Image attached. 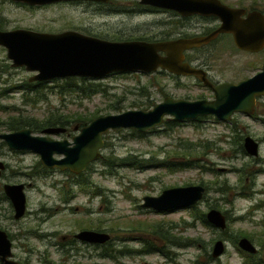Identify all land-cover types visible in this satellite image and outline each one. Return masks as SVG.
Instances as JSON below:
<instances>
[{
    "label": "rangeland",
    "instance_id": "rangeland-1",
    "mask_svg": "<svg viewBox=\"0 0 264 264\" xmlns=\"http://www.w3.org/2000/svg\"><path fill=\"white\" fill-rule=\"evenodd\" d=\"M122 1L125 7L136 2ZM243 1L251 2L239 0ZM258 5L264 10L262 0ZM107 9L91 2L31 7L0 0V26L52 33L72 29L109 40L159 38L169 31L166 13L107 14ZM190 55L206 59L214 80L235 83L261 71L264 63V50L240 51L227 39L208 51ZM33 74L12 67L6 49L0 45V89L10 87L0 98V103L7 106V112H0V120L15 115L11 112L14 109L24 117L42 119L50 113L101 116L129 109L148 110L166 96L213 99V92L195 77L176 78L157 70L113 73L86 81L78 77L77 84L85 91L68 90L76 84L64 86L66 78L47 81L38 96H32L36 100H26L21 86ZM91 88L98 91L91 92ZM115 105L120 109L115 110ZM258 105L254 116L236 113L230 121L213 115L184 121L167 118L145 133L131 128L109 130L103 136L102 158L73 184L63 183L67 175L60 170L40 173L39 155L34 152L8 155L6 160L11 164L19 162L28 168L31 176L27 181L33 183L26 192L27 215L19 222L4 218L0 222L12 232L23 233L14 240L13 252L27 257L21 245H29L33 248L29 255L33 264L45 260L54 264L264 263V96ZM76 125L79 123L72 120L66 125V133L52 137L72 141L79 133L74 130ZM0 132L8 131L0 128ZM247 134L260 142L259 157L237 148L236 138ZM197 184L206 192L196 205L167 211L143 206L146 195L157 196L169 187ZM223 184L230 189L222 191ZM63 186H70L75 195L69 206L61 200ZM211 208L227 216L225 230L200 219ZM1 213L6 215V211ZM89 227L110 232L112 240L104 251L112 257L102 256L101 250L66 255L57 250L61 246L52 245L64 241L63 236L68 235L70 240L72 234ZM240 236L252 238L258 253L251 257L241 250L234 241ZM218 239L224 240L225 251L213 258V245Z\"/></svg>",
    "mask_w": 264,
    "mask_h": 264
},
{
    "label": "water",
    "instance_id": "water-1",
    "mask_svg": "<svg viewBox=\"0 0 264 264\" xmlns=\"http://www.w3.org/2000/svg\"><path fill=\"white\" fill-rule=\"evenodd\" d=\"M29 5H45L73 0H14ZM104 1L109 0H90ZM141 3L163 8H172L182 14L200 13L217 15L221 25L211 33L188 39L149 42L145 40L114 41L83 34L75 30L63 32H39L28 29L0 30V45L6 48V57L12 66H24L34 74L29 81H51L69 77L99 79L109 74L122 72L151 73L158 69L177 74L196 75L214 92L213 99L188 100L167 96L151 109H129L120 113L101 115L90 123L74 129L79 131L72 141L53 138L63 134L65 126H49L34 134L29 128L0 132L9 149L31 151L39 155L45 167L69 169L74 173L83 172L86 167L101 158L104 147V133L109 130L131 128L145 133L157 128L165 119L177 121L196 120L213 115L221 121H230L234 114L253 115L257 99L264 95V63L261 71L247 79L223 82L214 85L203 69L183 62L184 51L200 47L216 39L221 33L233 34L238 49L259 52L264 48V14L252 11L243 16L244 9L231 8L220 0H141ZM161 52H165L162 55ZM245 150L257 156L259 144L252 136L244 139ZM54 155H62L54 158ZM3 168L0 162V169ZM23 186H4L15 209V218L23 215L25 197ZM206 188L201 185L175 186L164 189L161 194L144 196V207L157 211L191 207L201 201ZM207 221L214 227L225 230L227 216L217 208L206 213ZM78 237L92 242H106L111 236L96 231H82ZM239 247L250 253L258 248L247 237H241ZM11 243L5 231L0 230V261L3 264H20L13 260ZM225 251V242L218 239L213 247L214 258Z\"/></svg>",
    "mask_w": 264,
    "mask_h": 264
},
{
    "label": "flooded vegetation",
    "instance_id": "flooded-vegetation-1",
    "mask_svg": "<svg viewBox=\"0 0 264 264\" xmlns=\"http://www.w3.org/2000/svg\"><path fill=\"white\" fill-rule=\"evenodd\" d=\"M9 1L14 2L15 4L24 5V6H31V7L49 5V4H45V5H29V4H26L24 2H19V1H14V0H9ZM220 1L223 4H225V5H227V6L231 7V8L244 9L245 10V13L243 15L244 17L247 14H249L250 12H252V11H259V12L264 14V10L258 5L260 0H256L255 3H257V5L254 4V0H251V2H245V1L239 2V0H220ZM76 2H91V3L97 4L98 6H101V7H104V8H108L107 9L108 10L107 14L138 13V14H145V15L149 14L150 15V14H157V13H166V15H167V17H166V20H167L166 21V25L169 28V31L166 32V35L161 36L159 38H157L156 36H154V37L149 36V37H145V38L128 39V40H145V41H149V42H155V41H164V40H178V39L194 38V37L204 36V35H207V34L211 33L214 29L218 28L221 25V23H222L221 18L219 16H217V15H203V14H200V13L182 14L181 12L177 11L176 9L157 7V6H154V5L141 3V0H136V2L130 3L129 7H125V5L122 6L121 4L124 3L122 0H109L108 2H104V1H90V0H73V1H61V2H57V3H76ZM262 2H264V0H262ZM52 4H56V3H52ZM14 29H28V28L15 27V28H11V29H5V28L0 26V30L1 31H11V30H14ZM28 30H32V29H28ZM70 30H72V29H70ZM75 31H78V30H75ZM78 32H80V31H78ZM81 33H83V32H81ZM83 34L94 36V37H98V38H102V39H106V38L95 36V35H92V34H89V33H83ZM224 39L225 40L227 39L229 41H233L235 47L237 48V46H236V44L234 42L233 34H231V33H221V34H219L217 36L216 39L212 40L211 42H209L207 44H204V45H202L200 47H195L193 49H189V50H185L184 51L183 62L189 63L194 68L203 69L207 73L208 79L214 85H218V84L223 83V82H232V81H223L221 79L214 80L211 77L210 66L208 65V63H206V59H204V61H202L201 60V59H203L202 57H199V56H193L192 57L190 54L192 52H194V51H204V50L208 51L210 46L216 45L220 41H223ZM107 40H109V39H107ZM114 41H124V40H114ZM238 50H240V49H238ZM263 50H264V48L261 51H263ZM240 51H242V50H240ZM261 51H259V52H261ZM244 52H247V51H244ZM259 52H249V53H259ZM161 54L165 55V52H161ZM10 65L12 66L11 60H10ZM12 67H14V66H12ZM15 68H19V67H15ZM20 68H25V67L24 66H20ZM158 71H160V72L163 71V72L168 73V74H170V75H172V76H174L176 78L183 77V76L195 77L196 79H198L204 85V83L196 75L177 74V73L170 72L168 70H163V69H158ZM36 82H46V81H36ZM204 86H206V85H204ZM206 87H208L212 91V89L209 86H206ZM263 96H261V97H263ZM213 98H214V92H213ZM176 99H178V98H176ZM184 99H186V98H184ZM199 99H207V98H199ZM259 99H260V97L257 99V103H256V108H255L254 114L253 115L245 114V115L254 116L257 113L258 107H259V105H258V100ZM188 100H191V99H188ZM195 100H198V99H195ZM242 114H244V113H242ZM175 121H177V120H175ZM248 135L249 134L245 135L244 138H242V136H238L236 138L235 144L237 145L238 149L244 150L249 156L254 157V158L259 157V154L257 156L250 155L245 150L244 139ZM239 137L241 138L239 142L242 144L243 148L239 147V145H240L238 143V140H239L238 138ZM255 140L258 142L259 149H260V142L257 139H255ZM26 152L27 151H24V150H12V149H9L8 146L6 145V143L3 140H0V162L3 165V168L0 169V222H1V220H3V218L4 219H10L13 222H19L27 215V197H26V192H27L29 187L33 186V183L28 182L27 180H28L29 176H31V174L27 171L28 168L23 166L22 164H19V162H14V165H13V164H11L10 162H8L6 160L8 155H11V156L15 155V154L19 155V154H24ZM60 156L62 157V155H58L57 157H56V155H54V158H61ZM101 158H102V156H101ZM94 162H96V161H94ZM94 162L90 163L86 167V169L83 172L79 173V174L74 173V172L70 171L69 169L62 170V169L56 168V167H52V168L45 167L41 163L40 159H39L38 163H40L39 166L41 167L40 173L46 172L47 174H51L52 172L60 170V171L64 172L67 175V180H64L63 183H66V182L68 183V181H69L70 184H73L76 181V179L78 180V179L83 177L84 173L89 169V167H91V165ZM7 185H9V186L22 185L23 186L22 191H23L24 197H25V210H24L23 215H21L19 218H15V209H14L13 202L10 199V197L4 191V186H7ZM63 187L64 188H62L60 190L61 191V197H62L61 200L64 201L65 205L69 206L71 204L72 200L75 198V195L72 194L74 192H72V189L70 188V186H63ZM80 187H81V191H86V188H84L85 186H80ZM2 211H6V215L2 214L1 213ZM43 211H44V209H43ZM35 220L40 222V220L37 219V218ZM206 220H207V218H206ZM0 230L5 231V233L7 234L8 239L10 240V243H11L10 249H11V253H12V257L11 258L13 260H16L20 264H33L30 261V256H29L30 254H32L33 248H31L29 245H27V244H22L21 245L22 250L28 254L27 257H18L16 255V253L13 252L14 240L18 239L20 236H22L23 233H17L16 231L12 232L11 230L6 229L5 227H3L1 223H0ZM35 231L36 230H34L33 233L37 234L38 237H41L38 234V232L37 231L35 232ZM82 231H96V232H100V233L110 234L109 231H105L103 229H95V228H91V227L82 228L78 232L72 234V237H73L72 239L67 240L69 236L68 235L67 236H63L61 239L64 240V241H57L55 244H52V245H54L57 248H60L58 246H61V249H57V250L58 251L61 250V253L63 251L64 254H66V255L67 254L68 255L69 254H78L81 251H85L84 253L89 255V254H92L93 250H97V251L101 250L99 253L102 256L112 257L106 251H104L108 247V245L111 243V240H112V235L111 234H110L111 238L108 241L101 243V242H92V241H88V240H84V239L79 238L78 234L81 233ZM50 235H49V237H50ZM242 237H246V236H242ZM240 238H241V236H240ZM247 238H249V237H247ZM21 239L24 240L23 238H21ZM239 239L237 240V243L239 242ZM249 239L251 240L252 238H249ZM213 247H214V245H213ZM258 251H259V249H258ZM258 251L256 253H250V252H247V253L249 255L253 256V255L257 254ZM211 255H212V253H211ZM212 257H213V255H212ZM41 261H42V259H41ZM0 264H3V263L0 261ZM42 264H54V263H52V262H47L46 263V260H45V262H43ZM259 264H261V263L259 262ZM262 264H264V263L262 262Z\"/></svg>",
    "mask_w": 264,
    "mask_h": 264
},
{
    "label": "trees",
    "instance_id": "trees-1",
    "mask_svg": "<svg viewBox=\"0 0 264 264\" xmlns=\"http://www.w3.org/2000/svg\"><path fill=\"white\" fill-rule=\"evenodd\" d=\"M77 78L78 77H69L65 79V85L68 86L71 83H75L76 86H73V88H70L68 90L75 91L76 89H80L82 91H85L86 89L82 86H79L77 84ZM82 81H86L88 78H80ZM54 81H57V79H54ZM46 85V82H36V81H25L23 84L22 89L25 91V94H23L24 99L26 100H36V98H33L32 96H38V93L42 91V87ZM10 88V87H9ZM9 88H3L0 89V98L8 93ZM11 90V89H10ZM98 91L95 88H91V92ZM31 93H34V95H31ZM115 110H119V106L115 105L113 106ZM7 106L0 103V112H7ZM15 115L9 116L8 119L4 118L0 120V128H4L6 131H14L21 128H29L32 130L33 133H40L42 129L49 127V126H65L71 123L72 120H74L76 123H79L80 126L86 125L90 123L93 119L99 117L96 114L92 116H81V115H67L62 113H50L49 115L45 116L42 119L33 118L31 116L24 117L21 113H18V109L11 110ZM238 143L240 144L239 147L243 148L242 144L239 142L240 137L238 138ZM192 165V164H190ZM220 189L222 191H228L230 189V186H227L226 184H223V186H220ZM200 219L203 223L208 224V221L206 220L205 214H201ZM226 232V231H225ZM237 237L234 238V241L237 242ZM246 254V253H245ZM252 257V255H251ZM255 264H259L255 263Z\"/></svg>",
    "mask_w": 264,
    "mask_h": 264
}]
</instances>
